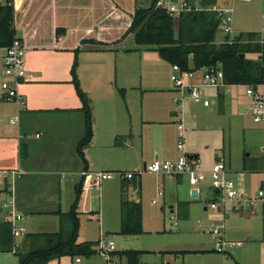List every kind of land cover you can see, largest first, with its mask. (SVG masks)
<instances>
[{
  "label": "crops",
  "instance_id": "0c3cea01",
  "mask_svg": "<svg viewBox=\"0 0 264 264\" xmlns=\"http://www.w3.org/2000/svg\"><path fill=\"white\" fill-rule=\"evenodd\" d=\"M25 1L20 5L21 10ZM180 1L162 0L160 5L168 7V4L178 5ZM185 1L190 7H205L204 0ZM15 2L16 0L14 6ZM150 4V0H31L28 13L18 28L23 32L22 38L28 50L25 58L27 81L18 86L24 103H0V172L6 173V178L0 181V224L11 222L14 228L24 229L20 236L15 237V252L29 251V237L32 234L57 233L63 226H69L70 222L65 215L71 209L76 189L81 184L84 173L122 170L127 173L138 172L141 167L144 168L150 163L148 157L161 156L165 160H176L177 154L180 156L178 141L177 145L172 144L169 132L174 133L176 130L179 140L177 120L182 119L184 105L179 109L175 100L180 98L181 94L174 88L171 78V84L167 86L157 77L156 72L149 75V65L152 68L159 67L160 63L156 62L154 57H148L147 47L138 46L133 34L123 37L128 30L124 25H127L132 13L139 8H149ZM215 6L217 7L214 5L209 9H214ZM59 29L65 30V33L58 35ZM258 34L264 40V28ZM129 38H133L132 41L129 40L123 45ZM86 39L93 41L82 43ZM76 50L77 75L82 90L90 99L93 117V138L84 149L87 166L77 153V147L85 137L86 127L82 102L72 83ZM2 79L0 69V83ZM236 87L238 86L218 90V95L225 92L220 105L222 112L227 97L237 96L230 92V88ZM165 91H168V96L171 97V107L158 104L155 107L157 112L148 114L147 95L165 96ZM211 101L216 105L214 100ZM241 101L242 99L238 103ZM15 119H18L17 122L11 124ZM148 128H151L150 131ZM153 129H156L158 135L155 136L154 144L151 142ZM189 147L185 145L187 153L196 156L200 163L198 149ZM150 149L152 152L149 153ZM152 153L153 156H150ZM218 161L223 160L218 158L216 162ZM212 167L208 171H211ZM262 171L264 172V169ZM152 176L156 183H159L157 186L165 184L167 177H171L144 173L133 180L119 181V185H103V193L108 200L117 199L120 204L123 201L121 199H125L129 189L134 186L135 198L130 201L142 206L141 196L146 189L144 177ZM173 177L177 179V183L181 179L180 176ZM261 177L256 182V188L246 184L245 189L255 193V190L264 185V175ZM237 183L242 186L240 182ZM102 188L97 192H82L79 215H100L102 201L97 203L98 199L95 197L97 194L101 198ZM193 191L195 189L190 192ZM4 205H8V208L4 209ZM248 206L252 207L250 211H246ZM243 210L246 217L260 219L263 207L260 203H251L245 205ZM173 211L171 208V212ZM228 214L227 210L226 215L216 214L222 218L221 226L224 227L225 237H228L225 220ZM101 220L99 219V234L102 238L105 227ZM82 225L80 221L77 240L79 244L83 243L79 239L83 236ZM143 229L144 234H147L144 217ZM231 238L230 241L240 242L234 240L237 238ZM99 241L86 240L85 243ZM103 248L105 247L100 250ZM143 252L146 253L142 256V264L146 254L164 258L166 253H174L149 250ZM184 252L195 253L185 256L209 255L204 250ZM0 255L18 260L14 253ZM228 255H224V260ZM78 259L75 263L83 264L80 259V262H77ZM122 260L126 264V260ZM7 264H14V261ZM49 264H62V261L54 260Z\"/></svg>",
  "mask_w": 264,
  "mask_h": 264
},
{
  "label": "rangeland",
  "instance_id": "374dc122",
  "mask_svg": "<svg viewBox=\"0 0 264 264\" xmlns=\"http://www.w3.org/2000/svg\"><path fill=\"white\" fill-rule=\"evenodd\" d=\"M5 1L0 0V5H4ZM168 5L171 6L173 4ZM191 7L193 8L194 6ZM17 20L16 15L17 37L22 38L24 37L23 32L18 28L21 27L23 20L20 25H17ZM233 21L234 34L225 35L220 30L216 38L218 45L226 42L231 43L241 33L244 34L242 42L248 43V33H258L261 31L264 28V0H234ZM131 39L133 38L126 40V43L124 42L123 45H126L129 40L132 41ZM259 39L263 41L261 36ZM147 51L149 58L154 57L155 61L160 63L159 67L152 68L149 65V75L152 72H156L157 77L167 84V86H170L171 65L162 60L157 52L152 49H147ZM246 57L253 61H257L258 58V56L252 54H248ZM150 64H152L151 61ZM201 90L208 95L210 100H214L216 105H212L207 109L199 105H192L188 100V94H186L184 114L182 115L183 124L186 129L185 145L190 146L189 148L196 147L200 154L201 160L197 169L209 172L210 170L208 171V169L212 167L218 158H222L227 170L231 172L229 177L234 181L240 182L242 184V186L240 185L241 188L245 189L246 184H250L248 186H251L253 189L256 188L257 180H260L261 176L264 175L262 171L264 169V162L260 155V146L264 144V127L253 122L251 103L246 98L245 87L230 88L231 94L234 93L237 96L233 98L232 96L227 97V103L223 112L220 105L225 97V92L218 95V90L214 88L202 87ZM165 93V96L147 95L148 114L157 112L155 107L158 104L160 106L167 105V107H171V97L168 96L169 92L165 91ZM241 99L242 101L238 103ZM172 108H174L173 105ZM148 119L150 120V117ZM150 129L148 128V131ZM155 131L156 129H153L154 135H151V142L153 144L156 141L155 136L158 137ZM161 134L163 135V131ZM169 135L172 144L177 145L178 133L176 130L174 133L169 132ZM150 152H152L151 149L149 150ZM150 156H153V153ZM176 157L178 158L179 155L177 154ZM156 159L165 160L161 156L158 158L153 156L148 157V162L151 163ZM141 171H143V167L138 172ZM119 172L127 171L122 170ZM144 179L146 180V189L141 197L147 234L131 238H124L118 234L121 228V204L124 200L127 201V199L128 201L134 200V186L129 189L128 197L126 196L127 199L122 198L121 200L123 201L120 204L117 199L116 201L112 199H110L112 201L108 200L103 193L104 188H102L101 198L97 194L95 197L96 200L98 199L97 203L102 201V212L100 215L97 213L93 215H79L80 221L83 223V238H79L80 242L83 241L85 243L86 240H100V244L94 248L96 254L90 258L78 257L83 261V264H125V261L115 254H109L108 256L111 261L110 263L106 262L103 251L100 249L101 247L106 248L111 241L114 242L117 252L125 250H149L176 253L204 250L209 254L208 256H185V254H181L178 256L179 258L175 256V253H166L167 256L164 258H158L154 254H146L143 257L144 264H210L211 262L214 264H223L224 262L225 264H264V218L262 217L264 216V209L262 210V215L259 213L260 219H251L244 215L243 212L245 210L235 209V204L227 203L225 205L227 213L229 211L228 218L225 219L228 231V237L226 238L228 240L231 237L237 238L234 240L242 242L243 246L231 250L230 254L232 253V255H228L224 260L223 254L213 251V239L209 234L213 227L217 226L221 228L223 223L220 216L214 215L210 210H206L213 198L212 190L208 188L211 180L208 179L205 184L200 185V194L197 197H193L190 192L193 188L190 186L186 176L181 177L178 183L175 177H167L168 181L161 186H157L159 183H156V179L153 176L144 177ZM119 181L121 180L118 178L106 181L104 186L109 183L119 185ZM93 191L97 192L96 189H93ZM158 192H162L163 196H158ZM154 200L157 201V204H153ZM171 208L174 209L173 212H171ZM251 208L248 206L246 211H250ZM99 219H102L101 222L105 227L102 231V238L99 234ZM85 227H87V230H85ZM91 229H93V235L91 234ZM72 259L74 260L72 261ZM76 259L64 257L60 260L62 264H76ZM11 261H14V264H18V260L14 257L0 255V264H7Z\"/></svg>",
  "mask_w": 264,
  "mask_h": 264
},
{
  "label": "trees",
  "instance_id": "16d2710c",
  "mask_svg": "<svg viewBox=\"0 0 264 264\" xmlns=\"http://www.w3.org/2000/svg\"><path fill=\"white\" fill-rule=\"evenodd\" d=\"M162 0H150V7L136 9L132 13L131 21L125 37L133 34L138 46H145L157 52L159 57L170 65H178L183 71L190 70L193 59L195 70H223L225 82L228 86H251L264 83V40L258 33H248V43H243L244 34L231 43L221 45L216 43L220 31V21L211 6L217 0H204L205 7L191 8L175 18L169 15ZM16 10L14 4L7 0L0 5V46H10L17 38ZM65 33L59 29L58 35ZM122 37V38H123ZM93 39L83 40L82 43L92 42ZM254 43V44H253ZM103 44V43H99ZM78 50L72 67V83L77 96L82 102V112L85 118L86 133L77 147V153L87 166L84 149L93 138V117L91 102L82 90L77 75ZM244 54L245 58L240 55ZM258 56L257 61L247 59V55ZM222 99V98H221ZM82 183L76 189L75 200L65 217L69 226L62 227L57 233L32 234L30 248L27 252H15V236L11 222L0 224V253H14L18 257V264H49L63 257L90 258L96 251L94 248L100 242L78 243L80 219L79 203L82 195ZM144 234L143 210L139 203L123 201L121 204V236H140ZM146 252L129 250L113 252L126 260V264H142V256ZM175 253V252H174ZM194 252H176L175 254H193ZM195 254V253H194Z\"/></svg>",
  "mask_w": 264,
  "mask_h": 264
},
{
  "label": "built area",
  "instance_id": "2783aa9c",
  "mask_svg": "<svg viewBox=\"0 0 264 264\" xmlns=\"http://www.w3.org/2000/svg\"><path fill=\"white\" fill-rule=\"evenodd\" d=\"M14 4V0H10ZM250 1V0H248ZM169 15L179 17L182 13L190 11L191 7L185 0H181L178 5L165 7ZM214 12L217 14L221 25L220 30L225 35H233V8L219 9L214 7ZM27 47L23 38L17 37L12 45L0 46V69L2 73V82L0 83V103L1 102H17L24 103L23 98L18 92V86L27 81L25 70V56ZM171 82L174 88L181 94V97L175 100V104L179 109L184 105L186 94L188 100L193 105H199L204 108H210L213 102L201 88H214L216 90H224L229 87L225 82L223 70H189L183 71L178 65L171 67ZM200 73V78L196 79V74ZM246 98L250 100L252 108L253 122L264 127V83L245 87ZM18 119L11 121L15 124ZM180 136L178 140V151L180 156L176 160L156 159L147 164L141 172H86L82 176V191L88 192L93 189L101 190L106 181H111L118 178L121 181L133 180L144 173L152 175H167V176H186L190 186L197 190V195L200 194L199 186L205 184L208 179L211 180L208 188L212 190L213 198L209 204L208 210L214 215H226L225 205L227 203L235 204V209H244L245 205L251 203H260L264 209V185L261 186L255 193L249 192L240 187V185L231 179L226 165L223 161L216 162L211 171L204 172L197 169L199 161L196 158L190 159V154L185 149V126L183 120H177ZM261 159L264 162V144L260 146ZM21 175L19 174L18 177ZM6 178L5 172H0V181ZM162 197V192L158 193ZM157 204V201H153ZM4 209L8 205L3 206ZM20 219V217H18ZM215 228V229H213ZM209 234L212 236L214 244V252L218 254L228 255L234 248L242 247L241 242L228 240L224 235V227H213ZM24 229H13L15 237L20 236ZM103 255L107 263H110L109 254L116 251L114 242H109L106 248L102 249ZM77 262H80L78 259Z\"/></svg>",
  "mask_w": 264,
  "mask_h": 264
},
{
  "label": "water",
  "instance_id": "95a60500",
  "mask_svg": "<svg viewBox=\"0 0 264 264\" xmlns=\"http://www.w3.org/2000/svg\"><path fill=\"white\" fill-rule=\"evenodd\" d=\"M22 2H23V0H16V2H15V10L18 11L17 14H16L17 15V19H18L17 20V25L21 24V21L27 15L28 10H29L30 5H31V0H26L25 1V6L21 10L20 9V5H21ZM216 5H217V7L219 9H231V8H233V0H217ZM130 21H131V18L129 17L127 25H124L126 27V29H127V27H129ZM27 42L28 41H26V43ZM240 57L241 58H245V55L241 54ZM190 70H192V71L195 70L193 59H191V61H190ZM199 78H200V73L198 72L196 74V79L198 80ZM193 158H197V157L196 156H190V159H193ZM192 196L193 197H197V191L196 190L193 191Z\"/></svg>",
  "mask_w": 264,
  "mask_h": 264
}]
</instances>
